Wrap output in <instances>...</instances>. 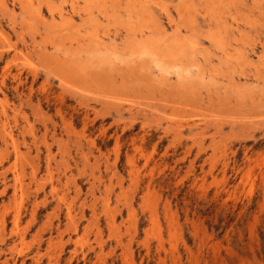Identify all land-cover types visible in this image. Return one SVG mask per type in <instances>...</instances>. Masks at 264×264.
Returning <instances> with one entry per match:
<instances>
[{"label": "rangeland", "instance_id": "obj_1", "mask_svg": "<svg viewBox=\"0 0 264 264\" xmlns=\"http://www.w3.org/2000/svg\"><path fill=\"white\" fill-rule=\"evenodd\" d=\"M121 1L0 0V264H264V0Z\"/></svg>", "mask_w": 264, "mask_h": 264}, {"label": "bare ground", "instance_id": "obj_2", "mask_svg": "<svg viewBox=\"0 0 264 264\" xmlns=\"http://www.w3.org/2000/svg\"><path fill=\"white\" fill-rule=\"evenodd\" d=\"M113 1L116 2V3H118V4L122 2L121 0H113ZM134 1H135V0H134ZM179 1H180V0H179ZM190 1H191V0H190ZM193 1H194V0H193ZM193 1H192V2H193ZM204 1H205V0H204ZM213 1H214V0H213ZM110 2H111V1H110ZM126 2L129 3V2H132V0H126ZM222 2H223V0H222ZM127 3H126V4H127ZM144 3H145V2H144ZM180 3H182V1H180ZM213 3H215V1H214ZM213 3H212V4H213ZM219 3H220V2H219ZM114 4H115V3H114ZM153 4H154V3H153ZM183 4H184V3H183ZM187 4H188V3H187ZM187 4H186V5H187ZM206 4L208 5L207 0H206ZM212 4H211V6H212ZM138 5H139V3H138ZM147 5H148V4H147ZM181 5H182V4H181ZM192 5H193V4H192ZM215 5H216V4H215ZM215 5H214V6H215ZM145 6H146V4H145ZM145 6H141V7H145ZM161 6L164 7L162 4H161ZM187 6H190V5H187ZM187 6H185L186 9H187ZM209 6H210V5H209ZM121 7H122V6H121ZM146 7H147V6H146ZM148 7H149V6H148ZM176 7H178V6H176ZM176 7H175V8H176ZM190 7H191V6H190ZM226 7H227V6H226ZM241 7H242V6H241ZM125 8H126V7H125ZM121 9H122V8H121ZM144 9H145V8H144ZM169 9H170V8H169ZM119 10H120V9H119ZM130 10H131V9H130ZM146 10H147V9H146ZM148 10H149V9H148ZM202 10H203V9H202ZM35 11H36V10H35ZM124 11H125V10H124ZM137 11H138V10H137ZM181 11H182V10H181ZM239 11H240V10H239ZM260 11H261V10H260ZM51 12H52V10L50 11V13H51ZM126 12H127V11H126ZM175 12H177V11L175 10ZM182 12H183V11H182ZM36 13H37V11H36ZM129 13H130V12H129ZM136 13H137V12H136ZM139 13H140V12H139ZM165 13H166V12H165ZM177 13H178V12H177ZM185 13H186V12H185ZM137 14H138V13H137ZM143 14H146V13H143V12H142L141 15H143ZM59 15H60L61 18H62V17L65 16V13H63L62 11H60V12H59ZM138 15H139V14H138ZM147 15H148V14H147ZM178 15H179V14H178ZM200 15H201V14H200ZM67 16H68V15H67ZM166 16H167V14H166ZM187 16H188V15H187ZM69 17H70V16H69ZM137 17H139V16H137ZM150 17H151V16H150ZM214 17H215V16H214ZM65 18H66V17H65ZM144 18H145V17H144ZM180 18H181V17H180ZM231 18H232V17H231ZM66 19H67V18H66ZM89 19H90V18H89ZM147 19H149V18H147ZM186 19H187V18H186ZM188 19H190L189 16H188ZM67 20H68V19H67ZM91 20H92V19H91ZM168 20H169V18H168ZM210 20H212V19H210ZM63 21H64V20H63ZM151 21H152V18H151ZM184 21H185V20H184ZM238 21H239V20H238ZM193 22H194V20L192 21V23H193ZM212 22H213V21H212ZM212 22H211V23H212ZM215 22H216V20H215ZM168 23H169V22H168ZM171 23H172V21H171ZM190 23H191V22H190ZM171 25H172V24H171ZM189 25H190V24H189ZM189 25H188V26H189ZM174 27H175V26H174ZM186 27H187V26H186ZM184 28H185V26H184ZM235 28H236V27H235ZM231 29H232V28H231ZM150 30H151V29H150ZM174 30H175V29H174ZM186 30H187V29H186ZM148 31H149V30H148ZM157 32H158V33L161 32V29H160L159 27L157 28ZM128 33H129V32H128ZM155 34H156V33H155ZM162 34H163V32H162ZM142 35H143V34H141V37H142ZM164 35H165V34H164ZM212 35L214 36V34H212ZM241 35H242V34H241ZM152 36H155V35L152 34ZM213 36H212V37H213ZM222 36H223V35H222ZM97 37H98V36H97ZM136 37H137V36H136ZM144 37H145V36H144ZM157 37H158V36H157ZM215 37H216V36H215ZM215 37H214V38H215ZM145 38H146V37H145ZM149 38H150V37H149ZM103 40H104V39H103ZM216 40H217V38H216ZM219 40H220V39H219ZM233 40H234V39H233ZM238 40H239V39H238ZM148 41H149V39L144 40V44L146 45L147 49H149V48L151 49V47H148V46H149V45H148ZM165 41H166V40H165ZM178 41H180V40H178ZM103 42H104V41H103ZM114 42H115V41H114ZM221 42H222V41H221ZM242 42H243V41H242ZM124 43H125V42H124ZM156 43H157V42H156ZM102 44H103V43H102ZM154 44H155V43H154ZM219 44H220V42H219ZM221 44H222V43H221ZM224 44H225V43H224ZM224 44H223V45H224ZM147 45H148V46H147ZM150 45H151V43H150ZM225 45H226V44H225ZM234 45H235V44H234ZM101 46H102V45H101ZM139 46H140V45H139ZM112 47H113V46H112ZM143 47H144V46H143ZM143 47H142V50H143ZM146 47H145V50H146ZM153 47H154V46H153ZM100 48H101V47H100ZM106 48H107V47H106ZM113 48L116 50V47H115V46H114ZM139 48H140V47H139ZM139 48H138V50H139ZM179 48H180V47H179ZM107 49H108V48H107ZM125 49H126V48H125ZM155 49H156V48H155ZM169 49H170V48H169ZM233 49H234V48H233ZM175 50H176V49H175ZM140 52H142V51H140ZM143 52H144V50H143ZM151 52H152V50H151ZM151 52H148V53H149L148 55H152L153 53L151 54ZM153 52H154V51H153ZM160 52H161V51H160ZM145 53H146V55H147V52H144L143 54H145ZM181 53H182V51H181ZM184 53H185V52H184ZM141 54H142V53H141ZM175 54H176V53H175ZM178 54H179V53H177L176 55H178ZM76 55H77V54H76ZM229 55H230V54H229ZM153 56H154V55H153ZM155 56H158V55H155ZM159 56H160V55H159ZM162 56H163V54H162ZM164 57H165V56H164ZM184 57H185V56H184ZM196 57H197V56H196ZM179 58H180V57H179ZM245 58H246V57H245ZM168 59H170V58H168ZM180 59H181V61H182V58H180ZM183 59H184V58H183ZM185 59H186V58H185ZM158 60H159V59H158ZM158 60H157V58L155 59V61L158 63V64H157V67H158V65H159V63H160ZM175 60H176V58H175ZM155 61H154V63H155ZM160 61H161V59H160ZM179 61H180V60H179ZM152 62H153V61H152ZM173 62H174V61H173ZM175 62H176V61H175ZM184 62H185V61H184ZM163 63H165V62H163ZM176 63H177V62H176ZM187 64H188V63H187ZM166 65H167V64H166ZM175 65H176V64H175ZM181 65H182V64L180 63V66H181ZM162 66H163V65H162ZM170 66H172V65L170 64V65H168V67H166L167 70H168V68H169V70H170ZM176 66H177V65H176ZM176 66H174V67H176ZM187 67H189V66H187ZM187 67L185 66V68H187ZM158 68H159V67H158ZM172 68H173V66L171 67V69H172ZM176 68H177V67H176ZM178 68H179V67H178ZM178 68H177V69H178ZM177 69L175 70L176 72H177ZM163 70H164V69H163ZM164 71H165V70H164ZM184 71H185V70H184ZM184 71H183V72H184ZM176 72H175V73H176ZM180 73H181V71H180ZM15 89H16V87H15ZM15 89H14V90H15ZM2 113H3V112H2ZM33 113H34V112H33ZM51 121H52V120H51ZM51 124H52V123H51ZM53 124H54V123H53ZM9 126H10V125H9ZM63 129H64V128H63ZM65 129H66V128H65ZM7 130H8V129H7ZM7 134H8V133H7ZM9 135H10V134H9ZM67 136H68V135H67ZM3 138H4V137H3ZM8 143H9V142H8ZM5 145H6V144H5ZM58 145H59V144H58ZM13 146H14V145H13ZM13 150H14V149H13ZM16 150H17V148H15V151H16ZM15 151H14V153H15ZM17 152H18V151H17ZM26 152H27V151H26ZM14 153H13V154H14ZM4 154H5V153H4ZM17 154H18V153H17ZM0 155H2V153H0ZM18 155H20V154H18ZM18 155H17V156H18ZM17 158H18V157H17ZM17 158H16V159H17ZM26 159H27V158H26ZM47 160H48V159H47ZM48 163H49V162H48ZM16 166H17V165H16ZM33 167H34V166H33ZM10 170H11V169H10ZM34 170H35V169H34ZM15 171H16V170H15ZM17 172H18V171H17ZM20 172H21V171H20ZM16 174H17V173H16ZM12 175H13V174H12ZM14 176H15V175H14ZM17 176H19V175H17ZM22 176H23V175H22ZM24 177H25V176H24ZM15 178H16V177H15ZM18 178H19V177H18ZM20 178H21V177H20ZM20 178H19V180H20ZM22 178H23V177H22ZM57 180H58V179H57ZM28 181H29V180H28ZM15 183H16V182H15ZM22 183H23V182H22ZM8 184H9V183H8ZM12 184H13V183H12ZM13 185H14V184H13ZM20 185H21V184H20ZM21 186H22V185H21ZM21 186H20V187H21ZM4 188H5V187H4ZM12 188H13V186H12ZM22 188H23V186H22ZM16 189H18V188L16 187ZM24 189H25V187H24ZM12 190H13V189H12ZM14 190H15V189H14ZM14 190H13V192H14ZM19 190H20V189H19ZM26 190H27V189H26ZM62 190H63V189H62ZM22 192H23V191H22ZM23 194H24V192H23ZM11 195L14 196V194H11ZM7 198H8V197H7ZM13 199H14V198H13ZM13 199H11V200H13ZM129 202H130V201H129ZM81 204H82V203H81ZM17 215H18V214H17ZM77 217H78V216H77ZM3 258H4V257H3Z\"/></svg>", "mask_w": 264, "mask_h": 264}]
</instances>
